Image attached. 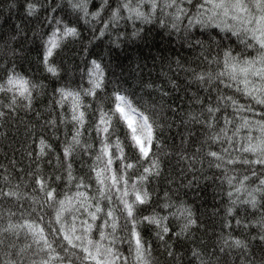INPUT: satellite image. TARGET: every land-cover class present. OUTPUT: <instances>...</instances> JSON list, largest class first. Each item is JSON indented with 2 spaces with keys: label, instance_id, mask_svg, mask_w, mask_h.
Returning a JSON list of instances; mask_svg holds the SVG:
<instances>
[{
  "label": "snow or ice",
  "instance_id": "1",
  "mask_svg": "<svg viewBox=\"0 0 264 264\" xmlns=\"http://www.w3.org/2000/svg\"><path fill=\"white\" fill-rule=\"evenodd\" d=\"M0 264H264V0H7Z\"/></svg>",
  "mask_w": 264,
  "mask_h": 264
},
{
  "label": "trees",
  "instance_id": "2",
  "mask_svg": "<svg viewBox=\"0 0 264 264\" xmlns=\"http://www.w3.org/2000/svg\"><path fill=\"white\" fill-rule=\"evenodd\" d=\"M7 2V0H0V7L4 6V4ZM165 41L161 40V37L159 35H157L155 37V43L156 44H162L164 43ZM73 47V45H69V49H71ZM75 47H79L78 45H76ZM138 51H142L141 48H137L136 46H131L129 47L128 49H126V52L128 54H132L134 52H138ZM70 54V52H69ZM123 59V56L121 57Z\"/></svg>",
  "mask_w": 264,
  "mask_h": 264
}]
</instances>
